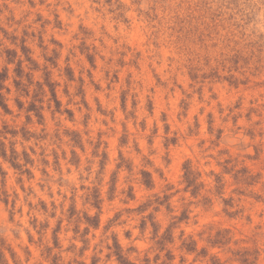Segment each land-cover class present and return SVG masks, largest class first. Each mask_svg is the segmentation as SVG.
<instances>
[{"label": "rangeland", "instance_id": "1", "mask_svg": "<svg viewBox=\"0 0 264 264\" xmlns=\"http://www.w3.org/2000/svg\"><path fill=\"white\" fill-rule=\"evenodd\" d=\"M13 2L36 7V0ZM11 24L0 26V232L5 219L17 226V219L22 220L30 228L27 243L41 249L35 254L46 264H84L78 257L88 252L91 240L119 228L129 240L150 238L165 253L164 264H169L174 257L165 250L177 229L191 220V209L174 213L171 194H153L158 177L148 166L151 161L140 154L161 129L167 133L164 147L169 153L178 152L181 138L170 130L169 121L173 113L180 120L193 109L204 114L206 126L215 131L213 142L222 145L225 130L218 127L217 117L223 108L217 103V111H206L201 103L203 88L193 94L150 72L145 75L139 55L119 51L106 57L84 25L72 31L58 15L48 20L40 14L22 28L9 30ZM251 47L264 51V44ZM246 57L251 58L249 52L241 51L235 59ZM191 78L203 79L195 71ZM212 101H218L215 94ZM241 106L239 100L234 103L235 108ZM232 123H238V116ZM143 134H148L147 139L140 142ZM246 135L254 137L256 132L250 128ZM220 155L224 174H233L239 184L255 182L246 167L236 168L230 149L222 148ZM80 169L90 171L94 181L80 184L76 175ZM9 170L18 192L8 191ZM197 177L192 171L185 176L194 197L203 187ZM129 178L131 183H126ZM73 180L76 188L71 195L64 194L62 187ZM215 184L221 192L224 175L217 174ZM199 203L205 210L211 206L208 198ZM224 239L225 234L217 232L215 241ZM110 240V255L118 264H132L129 256L136 249L125 250L115 231ZM181 247L195 251V241L189 237ZM0 249L14 255L3 235ZM60 249L75 255L65 261ZM29 251L25 248V255ZM154 259L159 260V254ZM0 261L8 264L3 252ZM88 264H98V258L90 256ZM144 264H150L147 257Z\"/></svg>", "mask_w": 264, "mask_h": 264}, {"label": "clouds", "instance_id": "2", "mask_svg": "<svg viewBox=\"0 0 264 264\" xmlns=\"http://www.w3.org/2000/svg\"><path fill=\"white\" fill-rule=\"evenodd\" d=\"M37 14L48 20L58 15L72 31L84 25L93 32L92 42L101 47L106 57L119 51L139 55L145 75L150 72L173 88L179 84L193 94L203 88L201 103L206 111H217V103L220 104L223 111L217 120L218 127L225 130L222 145L213 142L215 131L206 126L204 114L193 109L180 120L173 113L169 121L170 130L181 138L178 152L169 153L164 147L167 133L161 129L152 137L154 143L140 154L151 161L148 166L158 177L153 194H171L174 213L191 209V220L177 229L174 242L165 251L170 250L174 257L169 264H264V51L251 47L264 44V0H44L43 4L36 0L35 8L0 0V26L8 28L11 21L9 30L26 26ZM20 20L23 23L17 25L15 22ZM241 51L249 52L251 58L235 59ZM193 71L203 79L194 82ZM213 75L215 79H209ZM213 94L218 97L217 102L212 101ZM237 100L240 108L234 107ZM229 108L233 109L231 113ZM237 116L238 123H232ZM225 117L227 123L223 122ZM250 128L256 132L254 137L246 135ZM148 134H143L140 142ZM222 148L231 150L237 169L246 167L256 177L254 183L239 184L233 174L223 173ZM188 171L197 173V180L203 185L198 197L189 191L191 186L185 179ZM217 174L224 175V188L219 193ZM76 175L80 184L95 179L86 169ZM14 180L15 175L9 170V193L19 191ZM126 183H131V178ZM76 186L77 181L73 180L61 190L71 195ZM203 198L211 202L207 210L200 206ZM4 214L7 217V210ZM17 220L20 226L8 224L5 219L0 232L14 253L0 249L4 259L8 264H46L35 254L41 249L27 243L29 225ZM112 231L118 233L125 250L136 249L129 256L132 264H144L145 257L150 264H164L165 253L150 238L129 240L119 228L98 233L88 252L78 259L88 264L90 256H94L98 264H118L108 248ZM217 232L225 234L219 243L215 241ZM189 237L196 245L192 252L181 247ZM25 248L30 250L28 255ZM60 252L65 261L75 255L64 249ZM157 254L159 260L154 259Z\"/></svg>", "mask_w": 264, "mask_h": 264}, {"label": "trees", "instance_id": "3", "mask_svg": "<svg viewBox=\"0 0 264 264\" xmlns=\"http://www.w3.org/2000/svg\"><path fill=\"white\" fill-rule=\"evenodd\" d=\"M187 175H188V172H187ZM119 258H121V256H120ZM121 261H122V260H121Z\"/></svg>", "mask_w": 264, "mask_h": 264}]
</instances>
